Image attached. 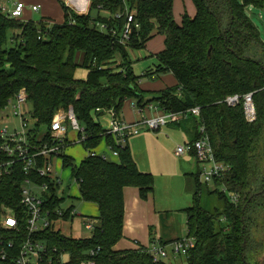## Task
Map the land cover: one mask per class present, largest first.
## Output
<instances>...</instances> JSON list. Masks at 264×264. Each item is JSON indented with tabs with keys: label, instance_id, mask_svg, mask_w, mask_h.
I'll return each instance as SVG.
<instances>
[{
	"label": "trees",
	"instance_id": "obj_1",
	"mask_svg": "<svg viewBox=\"0 0 264 264\" xmlns=\"http://www.w3.org/2000/svg\"><path fill=\"white\" fill-rule=\"evenodd\" d=\"M192 1L195 13L183 14L180 22L174 17L175 0H90L87 14H79L61 1L64 21L51 24L0 14V116L24 88L37 127L47 128L45 139L50 137L56 112L72 107L84 128L80 136L86 137L83 145L87 149H96L105 142L119 152L115 160L87 155L79 165L66 154L62 157V165L73 168L80 198L98 208V214L90 216L93 229L88 237L73 238L50 228L34 234L41 235L51 247L60 248V252L69 251L71 260L67 264H80L82 260H94L96 264H172L155 262L144 246L116 248L124 237L125 188H138L143 199L154 192L152 174L139 168L128 144L123 148L116 145L99 120L104 111L112 108L122 118L119 111L129 98L135 99L134 106L145 108L155 104L161 112L198 107L199 116L190 112L184 119H193V140L202 135L203 127L217 160L230 165L223 178L215 179L214 188L208 184L205 187L221 201L215 212L202 205L200 172L194 177L192 205L181 209L187 215V236L196 241L187 264H261L264 42L247 6L262 5L264 0ZM128 11H135L140 28L134 29L128 43L123 45L118 34ZM101 24L106 25L105 30ZM113 29L117 35L112 34ZM156 34L164 35L165 47L157 53L155 67L144 75L155 78L156 74L172 73L178 83L146 98L140 85L142 76L135 74L128 50L145 48ZM78 52H83L81 64L76 62ZM79 66L88 70L84 79L76 77ZM248 93H253L256 107L253 122L246 119L242 101L236 106L225 102L229 95L243 97ZM97 108L102 111L97 112ZM190 175L187 174L186 181ZM32 178L43 182L37 175ZM25 179L21 162H15L1 176L0 242L2 239L8 242L15 236L2 228L1 215L5 209L23 215L21 193ZM222 185L240 195L238 203L221 191ZM60 202L50 200V206ZM20 222L17 246L25 237V223L22 219ZM2 247L0 243V250Z\"/></svg>",
	"mask_w": 264,
	"mask_h": 264
},
{
	"label": "built area",
	"instance_id": "obj_2",
	"mask_svg": "<svg viewBox=\"0 0 264 264\" xmlns=\"http://www.w3.org/2000/svg\"><path fill=\"white\" fill-rule=\"evenodd\" d=\"M10 3V5H7L0 2V14L9 18L23 20L22 16L26 9V3L22 0H10ZM32 9L37 11L39 7L33 5ZM117 17H120V15L118 14ZM100 27L101 29H106L105 24H101ZM139 28L140 24L136 20L135 11H128L126 22L118 34L120 43L126 45L132 36L133 30ZM112 34L117 35L116 29L112 30ZM241 101L243 102L246 119L250 122L255 121L257 113L253 93H248L243 97L239 94H233L229 95L225 100L230 106L239 105ZM28 102V93L23 88L7 105V107L11 106L13 115L19 118V126L11 128L9 126L0 127V180L1 176L9 172L10 167L15 162L23 164L26 174L21 193V203L24 208L23 215L20 217L11 209H5V212L1 215L2 228L5 231L13 232L15 236L8 242H5L4 239L1 240L0 243L3 247L0 250V264H67L71 260L69 251L64 249L60 252V248L51 247L41 235L35 237L34 234L47 228L60 231L54 229L53 224L55 222L59 220L67 221L76 215H81L77 213L73 205L65 206V199L60 189L61 180L52 176V172L54 170L53 159L64 155L68 123L71 122L73 128L79 130L78 142L81 143L86 139L84 134L80 136V132L83 133L84 128L80 126L78 117L72 107L68 110L61 109L56 112L52 119L49 139H45L44 133L39 136V127H37L36 123L35 126H30L29 117L33 118V116L32 112L26 109ZM146 108L159 109L155 104H150L145 108L139 107L138 113L143 115ZM96 111L100 112L102 109L97 108ZM107 112L109 127H104L106 133L111 134L116 145L122 148L126 146L131 136L140 133V125L150 130H157L167 124L181 122L188 117L190 112L196 116L200 115V109L194 107L189 111L161 112L151 118L142 116L139 121L129 122L120 118L114 108L108 109ZM200 130L202 135L199 138L178 145L175 153L178 156L193 155L200 164L201 181L214 185L216 178H223L228 173L230 165L217 160L209 136L203 127ZM103 143L107 148L105 150L111 151L112 159L108 151L98 152L93 149L89 150L88 155H100L104 159L109 160L119 158V152L116 149L105 142ZM33 175L43 178V182L35 181L32 178ZM220 189L229 196L233 203L239 202L240 195L237 192L229 191L223 185L220 186ZM38 191L39 194H37ZM55 199H59L61 202L51 207L50 200ZM20 219L25 223V237L17 246L15 242L16 236L20 232ZM222 220H225V218ZM85 225L87 228L93 229L92 222H87ZM195 245L196 241L193 237L185 236L165 243L155 239L150 245L145 246L144 249L152 255L155 262H159L165 261L171 254L183 255L188 259L190 251ZM13 250H15L14 254L12 253ZM94 253L95 251L92 250L91 254L93 255ZM80 264H96V262L94 260H82Z\"/></svg>",
	"mask_w": 264,
	"mask_h": 264
},
{
	"label": "rangeland",
	"instance_id": "obj_3",
	"mask_svg": "<svg viewBox=\"0 0 264 264\" xmlns=\"http://www.w3.org/2000/svg\"><path fill=\"white\" fill-rule=\"evenodd\" d=\"M27 3L38 0H25ZM48 7L54 9L56 20L63 19V8L61 1L63 0H40ZM1 3L10 5V0H0ZM54 2V3H52ZM247 12L252 21L256 25L261 40L264 42V2L262 5L250 3L247 6ZM195 13V5L192 0H175L174 2V17L180 22L182 15ZM97 14V11H93ZM105 14V13H104ZM41 12L30 15L29 11L24 12L22 18H32L35 21L40 20ZM165 47L164 35L156 34L142 49H129V58L133 60V69L136 75H141L140 85L145 91V97L153 95L154 89H159L158 84L162 79L165 84L173 85L177 82L175 76L169 73L156 74L155 78L148 74L150 68H154L158 63L157 53ZM141 50L148 54L142 55ZM83 61V52H78L76 62L81 64ZM88 70L79 66L76 71V77L84 79ZM144 75V76H143ZM168 75V76H166ZM164 76L167 79L165 80ZM175 82V83H173ZM135 99H127L120 112L122 118L131 120L138 118V106H134ZM27 111H31L32 105L28 102ZM161 113L158 110L155 115ZM8 115V116H7ZM150 110L146 109L144 116L151 118L155 116ZM30 126H35V120L30 116ZM192 119V118H191ZM102 125L109 127L108 112L104 111L99 117ZM193 120V119H192ZM192 120H182L178 123H170L157 130H150L145 126H139V134H135L129 138L130 151L137 162L139 168L145 172L152 174L154 178L153 195L143 199L138 190L134 187H128L125 191L126 200V219L129 230L133 235L148 233L149 226H154L164 232L165 237L177 236L185 237L187 235V215L181 209L192 205V192L196 189L195 176L199 173L200 164L197 159L190 154L178 156L175 149L178 145L184 144L186 140H190L195 136V127ZM190 121V122H188ZM18 127L19 118L11 112V106H8L1 113L0 127ZM45 126L39 127V136L45 133ZM79 130L74 129L71 122L68 123L67 141L64 148V153L73 158L75 165H79L81 161L89 154L83 143L78 142ZM98 152H107L111 157V151L99 150ZM62 157L53 159L54 167L52 176L58 177L61 180V193L65 199V206L73 205L77 213L67 221L59 220L55 222L54 229L60 230L63 234L73 238L88 237L92 230L86 227V223L91 220L90 214L97 215L98 208L95 204L85 202L80 198L79 187L75 181L72 167L62 166ZM187 174H191L186 181ZM193 175V176H192ZM202 205L211 212H215L216 208L221 206V201L216 194L208 193L206 185L208 183L202 181ZM214 188V185L208 184ZM39 194V191L37 192ZM223 218V217H222ZM222 221V220H221ZM225 221H222L223 225ZM226 227V226H225ZM261 264L264 263V248L262 249ZM259 258V259H260ZM172 264H187V258L183 255H173L165 260Z\"/></svg>",
	"mask_w": 264,
	"mask_h": 264
},
{
	"label": "crops",
	"instance_id": "obj_4",
	"mask_svg": "<svg viewBox=\"0 0 264 264\" xmlns=\"http://www.w3.org/2000/svg\"><path fill=\"white\" fill-rule=\"evenodd\" d=\"M12 1H17V0H12ZM22 1H24L26 3V9H25L24 12L29 11L30 15H34L37 12H41L42 17L40 18V20H42V21H46V22H48L50 24L51 23H55V22L61 23V22L64 21V10H63V19H61L60 21H57L56 17H55L56 14L54 13L55 12L54 9L52 7H48L46 4H44L40 0L31 1L29 3H27L25 0H22ZM63 1L68 6H70L75 12H77L79 14H87L90 11V8H91L90 0H63ZM52 3H54V2H52ZM33 5H37L39 7V9L37 11H34L32 9ZM103 13H105V12H103ZM23 20L24 21H35L32 18H28V19L23 18ZM40 20H36V22H38ZM141 52L143 53L142 55L148 54L147 52H145L143 50H141ZM170 74H172V73H169V75ZM166 76H168V75H166ZM166 76H164L165 80H170V79H167ZM173 83H175V82H173ZM177 83H178V81L175 84H173L172 86L177 85ZM158 85H159L158 86L159 89H154L155 91H160V90H162L164 88L171 87V85L165 84L163 79L161 81H159ZM143 90L147 91V89H143ZM146 109L150 110L153 115H155V113L158 112L157 109L156 110L149 109V108H146ZM144 113H145V111L143 112V115L138 113L139 114L138 118H135V119H131V120H126L124 118H122V119L126 120V121H129V122H136V121H139L142 118V116H144ZM192 140H193V138L190 139V140H186L185 143L188 142V141H192ZM127 144L129 145V140H128ZM98 149L99 150H101V149L105 150L107 148L105 147L104 143H102L101 146ZM127 188L128 187L125 188V191H126ZM134 188H136V187H134ZM136 189L139 192V189L138 188H136ZM125 191H124V194H125ZM139 194H140V192H139ZM125 207H126V200H125ZM90 216H92V214H90ZM155 232L156 233H154V226L150 225L149 229H148V233L146 235H143V234L133 235L131 233V231L129 230V228H128L127 219H126V211H125L124 237L117 244L116 248L117 249H124V248H139L141 246L145 247V246H148V245H150L152 243V241H153L152 238L154 240L158 239L161 242H163V241L170 242V241H173L175 239L181 238V237H177V236H170V237L167 236V237H165L164 236V232L162 231V227H160V229L155 228Z\"/></svg>",
	"mask_w": 264,
	"mask_h": 264
},
{
	"label": "water",
	"instance_id": "obj_5",
	"mask_svg": "<svg viewBox=\"0 0 264 264\" xmlns=\"http://www.w3.org/2000/svg\"><path fill=\"white\" fill-rule=\"evenodd\" d=\"M212 48H210L209 52L211 51ZM245 208L243 209V212H244Z\"/></svg>",
	"mask_w": 264,
	"mask_h": 264
}]
</instances>
